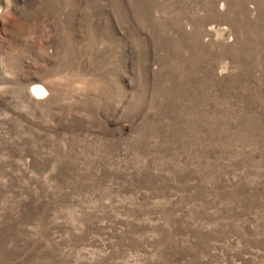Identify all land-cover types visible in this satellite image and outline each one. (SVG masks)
<instances>
[{"label":"rangeland","instance_id":"1","mask_svg":"<svg viewBox=\"0 0 264 264\" xmlns=\"http://www.w3.org/2000/svg\"><path fill=\"white\" fill-rule=\"evenodd\" d=\"M0 264H264V0H0Z\"/></svg>","mask_w":264,"mask_h":264},{"label":"water","instance_id":"2","mask_svg":"<svg viewBox=\"0 0 264 264\" xmlns=\"http://www.w3.org/2000/svg\"><path fill=\"white\" fill-rule=\"evenodd\" d=\"M37 88H41L42 89V92L40 93L41 96H44L45 95V90L42 86H36Z\"/></svg>","mask_w":264,"mask_h":264}]
</instances>
